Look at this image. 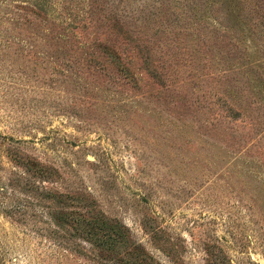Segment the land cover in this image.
<instances>
[{"label": "rangeland", "instance_id": "obj_1", "mask_svg": "<svg viewBox=\"0 0 264 264\" xmlns=\"http://www.w3.org/2000/svg\"><path fill=\"white\" fill-rule=\"evenodd\" d=\"M0 135L162 264H264V0H0ZM0 264L96 263L0 215Z\"/></svg>", "mask_w": 264, "mask_h": 264}, {"label": "trees", "instance_id": "obj_2", "mask_svg": "<svg viewBox=\"0 0 264 264\" xmlns=\"http://www.w3.org/2000/svg\"><path fill=\"white\" fill-rule=\"evenodd\" d=\"M57 21L59 26L64 22L60 16ZM112 56L118 57L115 52ZM113 61L119 71L128 73L124 63ZM59 178L54 166L0 135V215L9 223L43 244L96 264H162L122 222L106 216L88 193L57 187ZM214 249L204 248V264H230L220 248Z\"/></svg>", "mask_w": 264, "mask_h": 264}]
</instances>
